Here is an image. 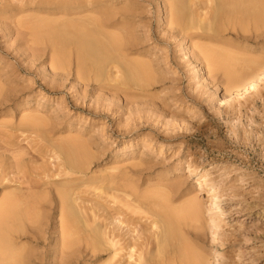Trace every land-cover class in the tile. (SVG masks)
Wrapping results in <instances>:
<instances>
[{"label": "rangeland", "instance_id": "1", "mask_svg": "<svg viewBox=\"0 0 264 264\" xmlns=\"http://www.w3.org/2000/svg\"><path fill=\"white\" fill-rule=\"evenodd\" d=\"M42 1L46 2L0 0V204L14 194L21 197L16 188L20 185L25 189V182L31 181V188L32 180L40 185L32 188L39 194L32 192L30 196L33 215L27 210L29 206L21 210L23 233L13 236L19 250H24L26 264H102L111 256V251L101 250L93 257L79 235L78 239L73 237L70 249L61 243L57 223L62 218L58 217L55 193L63 190L76 194L73 206L84 221L96 222L102 231L105 224L119 246L136 244L142 250L154 249L159 229L150 226L166 209L177 208L188 193L193 178L184 171L189 162L212 177L219 207L212 206V213L219 224V238L213 241L205 217L194 225L188 219L179 221L176 229L200 248L207 264H264V81L254 92L229 97L222 72L206 66L208 60H204L210 53H224L228 48L204 39L182 42L169 23L168 5L162 0H109L108 8L123 17L117 30L127 33L121 36L134 52L124 54L126 60L148 63L153 81L134 78L122 85L116 78L118 83L109 78L95 81L90 74L84 83L75 82L71 72H61L54 61L49 62V34H37L43 21H49L50 27L41 25L45 31L56 27L52 19H57L45 17V11H29ZM181 1L177 4L184 7V16L196 13L208 19L215 6L213 0L211 5L205 0H197L195 5L188 4L190 0ZM42 16L47 20H41ZM27 21L31 26L38 22L37 31L36 27L29 29ZM258 23L248 21L243 26L245 32L239 29V22L235 29L226 26L220 41L259 54L264 48V23ZM59 29L62 35L75 31L71 27L68 31L53 30L58 36ZM200 29L191 34L202 35ZM31 33L40 34L36 37L41 39L34 41ZM200 46L214 51H204L203 55ZM55 153L62 154L55 158ZM76 157L85 163L83 174L64 175L69 169L65 165L76 162ZM60 159H65V165ZM57 169L63 175L55 174ZM110 176L113 181L125 176L118 184L127 195L115 193L118 197L114 198L109 190L115 182L119 185ZM175 181L180 183L179 189L168 191ZM55 184L63 185L54 188ZM28 193L23 190V198L24 194L29 197ZM157 193L168 196L166 202L154 198ZM134 198H139L138 206L131 204ZM26 210L30 223L25 219ZM116 215L124 225L110 224ZM119 251L112 264H134V259L127 258L128 251Z\"/></svg>", "mask_w": 264, "mask_h": 264}, {"label": "bare ground", "instance_id": "2", "mask_svg": "<svg viewBox=\"0 0 264 264\" xmlns=\"http://www.w3.org/2000/svg\"><path fill=\"white\" fill-rule=\"evenodd\" d=\"M196 1L197 0H190L187 3L190 4L192 2L194 3L193 5H195ZM213 1H215L213 2L215 6L213 5L214 8L213 6L211 7L212 13L210 17L207 19L205 16H203L204 18H202L200 14L196 15V13L195 15L192 13L187 16H184L181 13L184 10V7L177 4L179 1L177 2V0H162L163 5H165L166 7L168 5V7L166 8L167 10L166 12L170 16L167 17L170 19V22L169 20L168 22L170 23V25L174 26L173 29L176 31V36H180L182 38V42H184V40L187 38H189L190 41L193 42L195 40L198 41L204 39L207 40L208 42L220 44L219 46L223 45L224 48L225 47L228 48V50L224 49L226 53L225 52L222 53L221 50H217L216 52L212 49L214 51L213 53L214 55L211 56L210 53L208 57L207 56L204 57V60L206 58L208 60L207 62L205 60L206 66L210 65L211 69L214 68L222 72L226 80L227 86H225L224 88L225 91L228 92V96L231 97L234 94L235 95L242 94V92L243 93L254 92L258 88L257 87L258 84L264 81V48H262V51L259 54H254L241 46H235L228 43H223L220 40L222 39L221 34L224 32V30H226L227 27L232 26L231 28L235 29L236 22L240 23L239 29L242 32H245L243 26L248 21H251L253 25L259 24L258 22L264 23V0H213ZM183 2L185 1L183 0ZM209 3L211 5L212 0H205L206 5H209ZM108 4H109V0H54V1L46 0V2L42 1L37 5L31 6L33 8L29 10L30 12L39 13L41 11L43 12L45 11L46 12L45 17H55L57 19L55 21V19L51 18L55 22L54 26H56L55 28H53V30L56 29L57 31L58 28L61 29L64 28L67 30L68 27H71V29H75V31L71 34L70 31L68 34L66 33L68 30L67 31L64 30L65 31L64 33L68 35L65 34L62 35L61 33H63V31H60V29L58 30L59 36L58 34H55V31L53 30L50 31V29H47V31H45L46 29H44V27H41V25L50 27L48 25L49 21L47 22V24L46 21H43L41 25L39 24L40 30H43V32L40 30L37 31L38 27L36 25L38 24V22L33 23V26H31L30 23L32 20L30 19L31 21L30 22L27 21V24L29 26V29L31 27L34 28L36 27L35 29L37 31V34L39 32L40 34L44 36L46 35L47 37L49 34L48 37L49 39L48 38L47 39L50 41H48V43L51 42L52 44V48H50V52H49L50 53L49 62L52 63L54 61L56 68L61 72H66V71L67 73L71 72L73 80L75 82L79 81L84 83L89 79L90 74H92V78L95 79V81L106 80L107 78H109L110 81L118 83L115 81L116 78L117 81L119 79L120 84L127 85V83H130V81L132 82L135 78L136 81L138 80L142 81L143 79L144 81L147 82L150 81L151 83L153 81V74L150 70L151 67L148 63H144V62L136 63V61L131 60L130 62L131 64H130L129 63L130 60L127 61L128 58L126 60V56L124 54L131 55L134 54V52L131 51V49L128 47V44L123 40L121 36V34L123 33L119 31L120 29L117 30L120 26L122 27V23H120L121 22L120 20H122L123 17L122 14L119 13L118 11L112 8H108ZM200 11H203V9H201ZM30 17L31 15L28 16V18ZM45 17H43L44 19L41 17L40 18L41 20H47ZM33 18L35 19V16ZM35 20H38V18H36ZM203 21H205L206 23L204 22V24L201 25V22ZM160 22L161 19H159V23ZM50 23H52V21H50ZM51 26L54 27L53 24ZM198 29L203 30V32L201 31L202 35H199L197 33L191 34L192 33L191 31H196ZM34 30L31 29L30 31H32V33L34 34V32H36ZM108 30H114V32L112 31L113 32L112 33L109 32ZM209 32H211V34H209ZM32 33L30 34L31 36ZM124 34L127 33L124 32ZM39 35L35 34L33 36L36 37ZM35 37L33 39L34 41L35 39L37 40L41 39V37H36V38ZM242 40L247 41L246 38H242ZM51 44L49 45L50 47ZM200 47H201L200 49L203 52L199 50L198 51L202 52L201 54L203 55L205 54V52L212 51L211 49H208L209 47L208 48H206V46L203 47L200 46ZM52 66L54 65L52 64ZM109 79L107 80L109 81ZM28 123H31V121H29ZM138 140H140V138L137 139V141ZM61 143H63V141ZM75 152L76 151H74V153ZM58 155L55 153L54 154L55 158ZM79 157H82V155ZM78 158L76 157L75 159L76 162L74 163L69 162L68 165L64 164L65 159L64 161H61L60 159V161L69 168L68 172L64 173V175L67 176L69 174H76V175L81 173L83 174L84 172L83 165H85V163L83 162L79 163L80 159L82 160L83 157L80 159ZM61 162H60V167H61ZM59 169H57L58 173L55 172V174L60 173L61 170ZM64 170L65 169H63V171ZM118 172L119 171H117V173ZM184 174L185 175L187 174L188 176L191 175L193 178V182L191 183L188 193L185 194L184 199H182L183 201L179 204L177 208H171V207H169L170 209L165 208L167 212L164 211V215H161V217L159 216L158 221L157 222L154 221L152 223V226H150V228H154L156 230L159 229V231L156 232V234L154 235V245H153L154 249H152L153 248L152 247L151 248L152 250L149 249L142 250L141 249L142 246L139 245L141 247L140 248L136 244H131V245L128 244V246L125 244L123 245V247H121L119 246L120 245L119 242L115 240L112 231L105 224L104 225L106 227L102 225L104 228L102 231V228L99 227L100 225L96 224V222L94 224V222L89 223L88 221H86V219L84 221V217L81 215L82 213L80 214V212H78L79 210L73 206L74 203L77 202L76 201L77 197L75 199H72V197L76 196L73 190H72L73 191L72 194H74V196L70 194L71 192L70 190L66 192H64L63 190L62 192H58L59 194L55 193L58 196L57 198H59L60 215L58 217L59 219L62 218V220L61 221L59 220V222L57 223L58 224L57 229L59 230V234H60L59 237L63 239L61 243L67 246L66 248L68 249L69 247H72L71 243H73L72 240H74L75 238L74 236H76L77 238V236L79 235L81 238H83V243L84 242L86 243L85 245L87 247L85 249H87L93 257H97V254L101 252V250L111 251L110 253L111 256L110 257L108 256L109 258H107V260L105 259L106 261L102 264H112V261L118 255L117 252L119 251V249L120 251L123 252L128 251V253H126L128 255L127 258L134 259L133 260L134 264H155L158 259H162V263L159 264H207L208 262L203 252L201 253L200 248L193 246L191 240L183 233H181L180 229L177 230L176 227L179 228L178 225L180 224L179 221L181 222L184 219H188L189 221H191L190 223L194 225V222L198 223L199 222L198 220H200L201 217L202 218L205 217L207 224H209L211 228L213 241L217 242V239L219 238V233H218L219 224L217 222V217L212 213L213 210L212 206H214V209H219V207L217 206L218 195L213 189L212 186L213 180L208 171L200 170L189 162L185 166ZM59 175H63V174L60 173ZM59 175H55V176H59ZM171 176L172 175H170V177ZM109 178L111 179L112 177L110 176ZM114 178L117 179V184L119 183V181L124 180L123 177H122L123 180L121 178L118 179L119 177L118 178L114 177ZM110 179L105 180L104 178L105 182L106 181L110 182L113 178L111 180ZM116 179H114V181H116ZM23 180L24 178L22 179V182ZM112 181L110 183H112ZM19 182L21 184V180ZM28 182L22 184L25 186L24 188L27 189L26 190L23 188L22 189L26 192L29 191L28 193L29 197H27L26 195L27 193H26L24 194L25 197L23 198L22 196L23 190L19 188L20 185L18 184L19 187H17L16 189L21 191L20 193L21 197H18L19 195L15 196L14 194L12 198L9 196L8 202L3 200L4 202L2 201V203L0 204V206H3L2 204H4L3 208L0 209V264H26V255L25 253H23L24 250L22 249L23 252L19 250L20 248L17 247L13 236L14 234L23 233L24 227L22 225V220H21L22 218L21 214L23 211L21 212V210L24 208L27 209V206H29L27 210L32 212V214L30 213L31 216L33 215V211L31 210L34 204L32 202V199L30 200V196L31 194L33 196L32 192H36L35 190L34 191L32 190L34 188L38 189L40 185L39 184H38L39 186H37V184L34 185L32 180V188H33L32 189L30 185L31 181ZM65 183L66 182H64L63 184ZM69 184L72 185L73 183H69ZM26 185L28 186L30 185V186L27 187ZM33 185L35 187H33ZM58 185L55 184L54 188L56 186L58 187ZM115 185L112 187V189L109 190L114 192V194L112 193L114 198L118 197V195L115 196V193L126 194V192H124V189L123 192L120 189L122 185L121 186L119 184H118L119 186H115ZM61 186L59 185V188H61ZM180 186H181L180 183L175 181L172 185H170V187L167 186L168 188L167 187L166 188L168 191L171 192L178 190ZM16 189H14V191ZM36 193L39 194L38 192ZM9 194L12 195V193ZM14 196L17 198H14ZM199 196L201 197V199L199 198ZM156 197H158L159 199L161 198L163 201L166 202L165 199H167L168 196H163L161 194L160 197L157 193L154 198ZM5 199L7 200V198ZM138 199L139 198L137 199L134 198L132 201H130L132 202L131 204L133 205L136 204L138 206V201H139ZM133 205L129 204V206H133ZM27 210L25 215L26 221H28V218L30 217L28 216ZM34 211L37 212L36 210ZM93 217L94 219H96L95 216H92V218ZM116 217L117 215L113 217L112 222L109 223L112 224L114 222L116 223V225L118 224V227L124 225L123 224L124 222H122L121 219H118ZM94 219L92 220L94 221ZM244 220H246V218L242 217V221ZM83 222L88 223V224L85 223L84 226L85 229H82ZM28 223H30V221H28ZM157 223L160 224V226L158 225L159 227L157 226ZM110 224H108V226H110ZM255 231H257V228L255 229ZM61 243H60V247H62ZM75 243L79 244L77 241ZM62 248H64V250L66 249L65 247ZM65 251L63 253L66 252L67 254L69 253L68 251L66 252ZM126 254L124 256H126ZM215 255H218V253L215 252Z\"/></svg>", "mask_w": 264, "mask_h": 264}]
</instances>
